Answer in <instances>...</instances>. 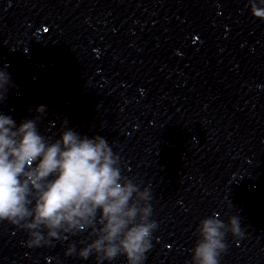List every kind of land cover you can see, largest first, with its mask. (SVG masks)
<instances>
[{
	"label": "clouds",
	"instance_id": "9594fccd",
	"mask_svg": "<svg viewBox=\"0 0 264 264\" xmlns=\"http://www.w3.org/2000/svg\"><path fill=\"white\" fill-rule=\"evenodd\" d=\"M256 18L264 19V0H249ZM10 74L0 70V100L12 87ZM44 114L45 106L37 108ZM40 119H25L19 125L0 114V221L28 230V247L52 244L91 229L95 236L80 249L87 260L93 253L98 264L125 256L127 264H144L158 227L151 220V189H140L122 175L120 157L99 135L81 136L71 128L54 142L37 127ZM219 214L201 220L193 264H219L227 251L229 231L241 237L239 219L225 224ZM77 253L75 244L66 255Z\"/></svg>",
	"mask_w": 264,
	"mask_h": 264
}]
</instances>
